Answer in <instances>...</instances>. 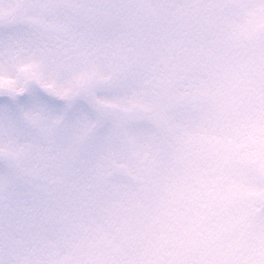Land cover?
<instances>
[{"label": "snow or ice", "instance_id": "1", "mask_svg": "<svg viewBox=\"0 0 264 264\" xmlns=\"http://www.w3.org/2000/svg\"><path fill=\"white\" fill-rule=\"evenodd\" d=\"M0 264H264V0H0Z\"/></svg>", "mask_w": 264, "mask_h": 264}]
</instances>
